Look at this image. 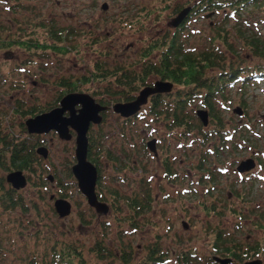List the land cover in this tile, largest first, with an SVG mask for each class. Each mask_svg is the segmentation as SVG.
<instances>
[{
  "label": "rangeland",
  "instance_id": "374dc122",
  "mask_svg": "<svg viewBox=\"0 0 264 264\" xmlns=\"http://www.w3.org/2000/svg\"><path fill=\"white\" fill-rule=\"evenodd\" d=\"M195 1L22 0L21 10L16 11L14 0H0V37L8 33L66 46H0V136L9 140L30 138L49 148L46 157L36 153L32 170H22L27 183L17 189L22 195L20 206L7 210L0 203V264H37L43 253L50 258L53 243L63 240L77 243L85 255H90L88 248L99 237L108 245L128 248L131 259L127 264H138L151 246L156 253H166L165 259L153 264H217L211 256L227 254L212 247L218 236L242 251L239 258L230 256L228 264L250 259L263 264L264 76L259 81L249 77L245 84L241 78L251 73L246 67L260 65L264 69V57L242 45L236 33L245 25L264 35V7L248 4L238 15L233 14L236 18L226 19H222V11L212 9L208 17L199 11L184 17L179 31L184 44L195 48L208 44L215 26L229 34L233 47L219 43L224 77L229 65L239 67L240 77L225 83L224 98L214 95V108L223 121L222 142L220 132L203 138V131L213 124L208 116L203 126L195 116L194 110L202 107L200 98H191L187 110L201 129L187 131L176 126L168 131L164 124L167 113L163 111L155 118L148 112L152 110L150 101L128 117L111 109L112 103L129 99L126 93L136 94L141 84L158 77L139 78L146 62L142 59L144 49L164 33L174 31L168 22L177 3ZM59 27L71 33L61 39L52 36L50 32ZM149 54L158 57L159 49ZM218 71L214 67L207 73ZM64 77L74 81V89L57 84ZM62 90L86 92L109 106L101 113L100 122L90 124L86 132L93 139L90 155L97 168L94 188L108 206L104 213L86 202L70 171L75 161L74 133L71 131V137L64 140L53 132L29 133L25 126L27 117L49 109L56 100L57 104ZM32 107L38 108L34 114L27 113ZM234 107L241 108L242 114L233 111ZM151 138H155V155L145 145ZM247 158L253 167L237 173L236 166ZM164 159L172 163L170 167L178 177L173 183L169 177L174 175L163 171ZM137 169L142 170L146 185L139 183ZM8 171L0 168L4 186L16 189L5 178ZM143 188L150 190L146 193L151 197V207L135 216L141 220L133 230L128 225L133 208L126 200L140 196L137 189ZM50 195L66 198L71 203L69 214L59 217ZM140 223L144 224L141 228ZM90 262L107 264L97 258ZM114 264L122 263L115 259Z\"/></svg>",
  "mask_w": 264,
  "mask_h": 264
},
{
  "label": "trees",
  "instance_id": "16d2710c",
  "mask_svg": "<svg viewBox=\"0 0 264 264\" xmlns=\"http://www.w3.org/2000/svg\"><path fill=\"white\" fill-rule=\"evenodd\" d=\"M21 3L22 0H14L13 4L17 6L16 11L21 10ZM185 4L186 3H177L173 8L174 12H177L180 8L185 6ZM248 4L254 7H264V0H196L190 5L191 8L187 17L192 13L199 11H203L204 14H207L213 11L212 9H215L222 11V19H226L228 16H234L236 18L233 14L238 15V12ZM211 22L212 21H210V23ZM182 25L183 24L179 26L180 28H176V30L170 34L164 33L158 39H155L152 43L147 45L144 49L145 56L148 55L151 50L158 48V61H150L147 59L141 68L140 72L142 73L139 74V77L142 75L147 76L152 74L154 76H158V78L162 80H168L173 83V90L162 95H155L151 98L149 107L152 108V110L149 109L148 111L153 113L155 118L159 117V113L165 111L168 117L164 124L168 126V131L172 130L175 126L178 127V129L185 131L191 128L201 129L200 123L191 120L194 116L187 110V106L191 98H200V104L207 110L209 120L213 124L211 128L203 131L202 135L203 138H205L207 134H215L214 132L219 133L220 129L223 127V121L214 108V95L219 94L222 98H224V85L227 81L230 83V78H235L237 76L239 67L229 65V71L227 72L228 76L224 77L225 71H223L222 67L224 64V56L220 53L219 43L225 47H233L229 42V34L226 33V29L215 26L213 33L208 38V44L203 48H195L184 44V40L180 36L179 32ZM70 33V30L63 32L62 27L50 32L52 36H56L59 39L63 36L67 37ZM236 35L240 38L239 40H241L242 45L251 49L253 54L259 57H264V35L259 34L255 30H251V28L245 25L242 28L237 29ZM20 36L21 35L13 36L7 33L5 37H0V46H18L26 48L66 47L64 45L57 46L48 42L32 40V38L24 39ZM214 67H217L221 71L207 73L209 69ZM255 68L258 70L261 69L260 65H255ZM249 77L250 75L244 76L242 83ZM60 82L61 84H67L69 89H74L72 87V84L74 83L73 80H68L64 77ZM168 95L171 97L168 100H165L164 97ZM56 101L54 103L55 105ZM243 103L244 102H242V104ZM37 108L38 107H32L26 111L27 113L31 112L32 114ZM42 109L38 111H41ZM164 117L165 115L163 118ZM219 134L220 138H222V132ZM220 141L222 142L223 138ZM40 143H42V141H34L30 138H15L13 140H9L0 136V168L9 171L15 169L26 171L32 170L34 164L33 161L37 159L35 146ZM92 144L93 139L92 137H89L87 158L91 161V163L92 160H95V158L90 155ZM177 144L181 145L180 142ZM213 151L217 152L216 146H214ZM164 167L165 169L169 168L166 161H164ZM2 177L3 176L0 174V203L5 209L11 210L20 206L22 203V195L17 189L5 187V181ZM149 198V195L145 196V210L140 207L143 206V204L140 200H138V196H131L126 200V202L131 205V208H133V214L128 217V225L131 226L133 230L136 229L137 224L139 225L141 220L140 218L137 219L135 216L149 210ZM145 220L148 221L147 219ZM146 221H144V223H147ZM141 225L144 224L140 223L139 228H141ZM217 238L212 242V247L215 251H227V254L224 255L225 257L232 256L233 258H239L242 251H240L238 247H235V243L226 244L222 242V238H220V236ZM219 243L222 244L220 245ZM88 249L91 251L90 255H85L83 250H81L80 245L73 243L72 241L66 242L63 240L60 244L53 243L50 248V258L47 259L45 253H43L37 264H91L90 260L92 258L104 260L107 264H114L115 259L119 260L122 264H127L130 261L129 258L131 259V253L128 248L108 245L101 237L96 238ZM244 253H246V251ZM164 255H166V253H156L155 249L151 246L142 259L138 261V264H153L154 262L162 261L166 258ZM31 257L37 256L32 254ZM184 257L185 256L183 255L181 258L184 259Z\"/></svg>",
  "mask_w": 264,
  "mask_h": 264
},
{
  "label": "water",
  "instance_id": "95a60500",
  "mask_svg": "<svg viewBox=\"0 0 264 264\" xmlns=\"http://www.w3.org/2000/svg\"><path fill=\"white\" fill-rule=\"evenodd\" d=\"M101 7L105 8L106 4H101ZM188 11V6L180 9L176 15L170 19V25L177 26L186 16ZM210 13L211 12L207 13L206 16H209ZM171 85V82L166 80H155L152 85L142 87L133 99L113 103L112 109L122 117L131 116L146 102L147 97L150 94L169 91ZM76 105L78 106L76 107ZM104 109V105L96 102L85 92H68L61 96L59 105L25 119V125L29 133H41L42 131L52 129L56 131L61 139H69L71 136L70 129L75 131V162L71 165L70 170L75 178L78 189L85 196L86 202L89 205L94 206V210L97 212L106 211L107 205L96 198L94 186L97 172L95 166L86 157L88 146L86 132L90 123L96 124L100 122L102 118L100 111ZM65 111L66 114H64ZM233 111L238 114L241 113L239 107L233 108ZM195 113L200 122L205 125L207 123V111L202 108H197ZM146 146L149 150L155 152V139H149L146 142ZM36 152L38 155L46 157L48 155V147L39 145L36 148ZM252 166L253 162L251 158H247L240 161L236 166V169L242 171L247 170ZM5 178L12 184L11 186L16 189L24 187L27 183L26 176L21 169L7 172ZM48 178L52 180L53 176L49 175ZM50 198H54L53 195H50ZM53 203L55 211L60 217H64L70 212V203L65 198L57 197L54 199ZM211 258L218 264H227L229 261L228 257L212 255ZM260 263V260L255 259L243 262V264Z\"/></svg>",
  "mask_w": 264,
  "mask_h": 264
},
{
  "label": "flooded vegetation",
  "instance_id": "af4514ba",
  "mask_svg": "<svg viewBox=\"0 0 264 264\" xmlns=\"http://www.w3.org/2000/svg\"><path fill=\"white\" fill-rule=\"evenodd\" d=\"M142 56L144 57V58H142L143 59V61L145 62L147 59L148 60H150V61H158V57H156L155 55H152V54H149L148 53V55H146L145 56V54H142ZM143 65V64H142ZM141 71V69L139 70V74L140 73H142V72H140ZM122 73H124V71H122ZM149 75H152V74H149ZM154 76V75H153ZM123 77H125V75L123 76ZM140 79H142V81H144L145 79H146V76L145 75H142L141 77H139ZM155 80V79H154ZM153 80V81H154ZM61 81V79L59 78L58 80H57V84L59 85V82ZM152 81V82H153ZM149 84H151V83H149ZM74 83L72 84V87L74 88ZM142 85H144V83L143 84H141V86ZM60 86V85H59ZM140 88V87H139ZM138 91V90H137ZM68 92H82V91H75V90H73V91H65V90H62L61 91V94H60V96H62L63 94H65V93H68ZM126 94H128L129 96H127V97H131L133 94H129V93H126ZM135 95V94H134ZM59 96V97H60ZM153 96H151V98H152ZM58 104V103H57ZM56 104V105H57ZM102 104V103H101ZM103 105H105V107L106 108H108L109 106L107 105V104H104L103 103ZM55 106V105H54ZM51 108V107H50ZM45 109H43L42 111H44ZM41 112V111H40ZM66 112V111H65ZM64 112V114H66ZM24 123H25V121H24ZM50 132H53L57 137H58V135H57V133L55 132V131H50ZM48 134V133H47ZM41 135V134H40ZM164 161H166L165 159H164ZM164 161H163V171H166V173L168 174V175H174V177H169L170 178V182L171 183H173L175 180H176V178H178L174 173H173V171H172V168L170 167L171 166V164H168V166H169V168L168 169H165V167H164ZM167 162V161H166ZM162 165V164H161ZM96 170H97V168H96ZM137 170H139V172H138V177L140 178V180H139V183H143V184H147V181H143L142 180V170L141 169H137ZM203 182V181H202ZM203 185H205L204 184V182H203ZM186 189V188H185ZM205 189H206V187H205ZM94 191H95V194H96V198H97V200H99V201H101V202H104L103 200H100V199H103V197H100V199L98 198L99 197V195L96 193V190H95V188H94ZM146 192H149L150 193V190L148 189V188H143V189H137V193H139L140 194V196H138V195H134V196H138V200H140L141 202H142V204H143V206H140L142 209H144L145 210V205H144V200H145V196L146 195H149V193H146ZM207 192H209V190L207 191ZM206 192V193H207ZM191 193H192V191H191ZM150 196V195H149ZM128 198H130V197H127V199ZM150 200H151V197L148 199V207L150 208L151 207V204H150ZM105 203V202H104ZM107 204V203H106ZM107 208H108V206H107ZM106 211H107V209H106ZM106 211H104V212H106ZM104 212H101V213H104ZM217 256H219V257H223V256H220V255H217ZM229 258H231L230 256H228Z\"/></svg>",
  "mask_w": 264,
  "mask_h": 264
},
{
  "label": "bare ground",
  "instance_id": "6f19581e",
  "mask_svg": "<svg viewBox=\"0 0 264 264\" xmlns=\"http://www.w3.org/2000/svg\"><path fill=\"white\" fill-rule=\"evenodd\" d=\"M182 23V21L179 23V24H181ZM178 24V25H179ZM238 81V80H237ZM228 83V82H227ZM50 131H53L52 129H49V130H47V131H42L41 133H48V132H50ZM154 154H156V148H155V152H154Z\"/></svg>",
  "mask_w": 264,
  "mask_h": 264
}]
</instances>
